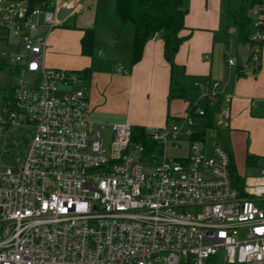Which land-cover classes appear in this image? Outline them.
<instances>
[{"label": "built area", "instance_id": "obj_1", "mask_svg": "<svg viewBox=\"0 0 264 264\" xmlns=\"http://www.w3.org/2000/svg\"><path fill=\"white\" fill-rule=\"evenodd\" d=\"M260 6L250 41L264 45ZM59 10V0H0V42L16 46L11 63L0 56L15 74L0 131L31 135L0 154V264H264V163L237 189L226 148L191 129L220 101L219 84L197 83L182 118L145 128L154 149L128 123L106 145L82 74L45 65ZM184 138L187 155L169 156Z\"/></svg>", "mask_w": 264, "mask_h": 264}, {"label": "crops", "instance_id": "obj_2", "mask_svg": "<svg viewBox=\"0 0 264 264\" xmlns=\"http://www.w3.org/2000/svg\"><path fill=\"white\" fill-rule=\"evenodd\" d=\"M107 4L103 10L101 0H59L60 9L74 11L49 34L45 65L78 72L83 77L82 72L88 70L84 81L90 117L99 127L111 129L116 124L128 123L133 127L157 128L182 118L188 100L168 99L171 69L164 57L162 38L154 36L142 59L132 65L134 26L122 25L113 3ZM230 12L225 9L224 0H189L182 35L190 37L181 45L176 63L184 68L181 81L192 94L200 92L197 83L209 90H214L213 83L219 84L214 90L222 100L216 124L220 119L224 121L219 127L227 137L236 169L242 174L248 168V155L260 156L264 163V45L257 49L258 63L249 59L244 65L237 59L236 66L230 67L228 60L235 57L227 56L221 46H216L225 24L224 14L229 16ZM85 29L96 31L93 57L82 54ZM123 38L125 48L120 44ZM210 135L214 136V131ZM249 170V175L258 171Z\"/></svg>", "mask_w": 264, "mask_h": 264}, {"label": "trees", "instance_id": "obj_3", "mask_svg": "<svg viewBox=\"0 0 264 264\" xmlns=\"http://www.w3.org/2000/svg\"><path fill=\"white\" fill-rule=\"evenodd\" d=\"M33 6L44 4L47 7L50 0H31ZM264 0H242V6L238 12H230L229 18L237 28L238 37L241 43H251L250 36L253 32V18L248 15V9L262 5ZM189 13V0H115V14L122 25L131 23L134 26V40L132 47V65L138 63L144 54L147 43L156 35L160 36L164 42V57L171 69V82L168 99H185L191 101L195 94L190 93L184 87L181 76L184 68L176 63V55L181 45L190 37L183 36L186 29L185 18ZM96 44L95 29H85L81 39L82 54L86 57H93ZM6 69L1 66L0 70ZM87 71L82 72L85 76ZM81 74V73H80ZM11 96V94H10ZM222 100L214 105L206 107V115L202 117V122L206 128L195 138L203 140L213 139L216 143L224 146L229 152L231 162V174L234 186L242 190L246 176L240 174L233 162L231 147L222 129L216 124V114ZM207 129L214 131L211 136ZM133 141L142 143L154 149L156 144L148 138L145 128L133 127ZM263 164L260 156L248 155L246 165L248 168L259 169Z\"/></svg>", "mask_w": 264, "mask_h": 264}, {"label": "rangeland", "instance_id": "obj_4", "mask_svg": "<svg viewBox=\"0 0 264 264\" xmlns=\"http://www.w3.org/2000/svg\"><path fill=\"white\" fill-rule=\"evenodd\" d=\"M108 2L113 3V6H115V0H101V9L105 10L107 9V4ZM106 4V5H105ZM224 6L226 10H230L232 12H237L240 10L242 6V0H224ZM261 9V6L258 5L254 8H249L248 9V15L251 18H254L256 13ZM224 23L223 28L221 32L218 34V41L220 42L217 46H221V50L223 53H227V56L233 55L235 60L238 59L241 63L244 65H247V61L250 59L251 55L253 54L254 51H256L259 47V44H251L249 42L247 43H241L238 37L237 29L233 22L230 20L228 17V14H224ZM133 26V25H131ZM121 47L125 48L126 45V39L123 38L120 41ZM221 51V52H222ZM16 52V46L11 45V46H6L4 43L0 42V56L3 58H6L9 63L13 60V55ZM252 63V62H251ZM201 81V80H200ZM202 82V81H201ZM15 83V74L13 72L6 68L0 70V109L2 108V105L4 101L10 99V91L13 88ZM200 97L201 93L198 92L196 94ZM189 104V101H187ZM201 107V106H200ZM196 126L191 127L192 131L194 132H199L203 133L206 128L202 122L201 119H196L195 120ZM28 129L26 128H18V127H10V128H2L0 131V154H4L8 151L6 156H10L13 154V148L14 147H20L24 148L31 138V135H28ZM99 131L102 134V137L105 141V144H109L111 140V136L113 133V128H109L106 126H100ZM207 132L210 134L212 132L211 130L207 129ZM210 141V140H209ZM183 148L182 150L179 151H174V150H168V155L172 157H184L188 153V146L189 143L184 138L182 141ZM146 171H149L148 168ZM250 170L249 168H246L242 172V175L244 176L249 175ZM256 173V172H255Z\"/></svg>", "mask_w": 264, "mask_h": 264}, {"label": "water", "instance_id": "obj_5", "mask_svg": "<svg viewBox=\"0 0 264 264\" xmlns=\"http://www.w3.org/2000/svg\"><path fill=\"white\" fill-rule=\"evenodd\" d=\"M74 11V8H61L58 11V19L62 23L66 20V18Z\"/></svg>", "mask_w": 264, "mask_h": 264}]
</instances>
